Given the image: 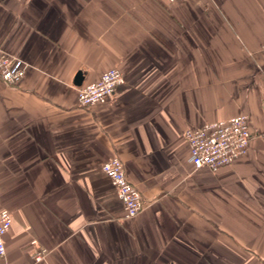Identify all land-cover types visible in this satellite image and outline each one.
<instances>
[{
  "label": "crops",
  "instance_id": "obj_1",
  "mask_svg": "<svg viewBox=\"0 0 264 264\" xmlns=\"http://www.w3.org/2000/svg\"><path fill=\"white\" fill-rule=\"evenodd\" d=\"M264 0H0V264H264ZM119 70L106 105L75 79ZM248 117L247 154L195 170L189 129ZM118 158L144 209L125 218L104 163Z\"/></svg>",
  "mask_w": 264,
  "mask_h": 264
},
{
  "label": "built area",
  "instance_id": "obj_2",
  "mask_svg": "<svg viewBox=\"0 0 264 264\" xmlns=\"http://www.w3.org/2000/svg\"><path fill=\"white\" fill-rule=\"evenodd\" d=\"M173 3L176 0H168ZM264 51V40L261 45ZM26 75V65L17 57L0 50V79L11 86H17ZM125 84V79L119 70L105 72L101 79L92 84L78 88V103L83 109L108 104L116 95L117 89ZM248 117L238 115L228 120L204 125L201 129H189L185 138L190 147L191 163L195 170L207 169L216 173L223 167L231 166L235 161L247 154L252 133ZM103 173L110 179L118 198L123 203L125 218L133 219L144 209L140 191L126 177L123 163L114 158L104 163ZM13 224V216L0 202V259L7 256L4 237ZM34 249L32 262L26 264L44 263L48 250L37 241H32Z\"/></svg>",
  "mask_w": 264,
  "mask_h": 264
},
{
  "label": "water",
  "instance_id": "obj_3",
  "mask_svg": "<svg viewBox=\"0 0 264 264\" xmlns=\"http://www.w3.org/2000/svg\"><path fill=\"white\" fill-rule=\"evenodd\" d=\"M83 82H84V75L83 73L79 72L75 79V85L80 88L83 86Z\"/></svg>",
  "mask_w": 264,
  "mask_h": 264
}]
</instances>
